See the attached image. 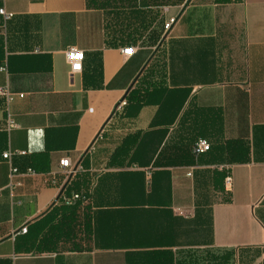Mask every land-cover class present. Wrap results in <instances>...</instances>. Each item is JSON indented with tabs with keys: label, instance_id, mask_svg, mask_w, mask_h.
Masks as SVG:
<instances>
[{
	"label": "crops",
	"instance_id": "1",
	"mask_svg": "<svg viewBox=\"0 0 264 264\" xmlns=\"http://www.w3.org/2000/svg\"><path fill=\"white\" fill-rule=\"evenodd\" d=\"M135 2L2 0L0 264H264V0Z\"/></svg>",
	"mask_w": 264,
	"mask_h": 264
},
{
	"label": "built area",
	"instance_id": "2",
	"mask_svg": "<svg viewBox=\"0 0 264 264\" xmlns=\"http://www.w3.org/2000/svg\"><path fill=\"white\" fill-rule=\"evenodd\" d=\"M1 4H2V0H0V16L2 17L3 21H7L12 17V14L6 13ZM173 23H174V19H170L167 22H165L164 31H168ZM135 50H136L135 47H124L121 49V53L124 56H131ZM83 57L84 56H83L82 51H80L76 48H69L65 52V59H66V62L69 66L70 77H73L75 74H78L82 71ZM0 70L4 71L5 69L2 67ZM0 95L5 96L8 100L11 99V95L7 89H0ZM124 104H125V102L122 101L119 106H122ZM5 127L8 131L17 127V124L15 123V121L12 119V117L10 115H8L6 117ZM210 148H211V146H210L209 142H207L204 139H199L194 143V145L192 147V154L194 156H199V155H202V154L209 152ZM23 153L24 152H20V154H23ZM13 154L14 153L7 151L4 154H2V158H3V160L10 163V159H11ZM59 166L63 170H69L71 167L70 162L67 158L60 160ZM225 169L227 170V172H226V175L224 177V189L226 192H230L231 187H232V179H231V176L228 172V168H225ZM15 173H17V169L13 166H10V174L13 175ZM188 175H190V173ZM80 199L81 198H80L79 194H74L73 196L67 198L65 201H66V204L71 205L74 202L79 201Z\"/></svg>",
	"mask_w": 264,
	"mask_h": 264
},
{
	"label": "trees",
	"instance_id": "3",
	"mask_svg": "<svg viewBox=\"0 0 264 264\" xmlns=\"http://www.w3.org/2000/svg\"><path fill=\"white\" fill-rule=\"evenodd\" d=\"M125 1V4L126 5H128V7L129 8H131V7H133V5H132V3H134L135 2V0H124ZM214 1H216V2H220V3H228V2H231V1H237V0H214ZM136 3V2H135ZM163 30H164V24H163ZM148 35V34H147ZM146 38H147V36H146ZM144 40H145V37H144V35H141L140 37H139V39H138V41H139V43H138V46L139 47H141V46H144ZM123 47H137V45L135 46V45H132V44H125ZM84 58V57H83ZM199 140V139H198ZM197 141V140H196ZM195 141V142H196ZM194 142V143H195ZM194 143L192 144V146H191V154H192V147H193V145H194ZM193 155V154H192ZM80 200H85L86 199V197L84 196V195H80Z\"/></svg>",
	"mask_w": 264,
	"mask_h": 264
}]
</instances>
